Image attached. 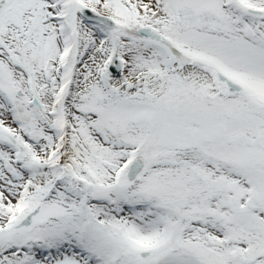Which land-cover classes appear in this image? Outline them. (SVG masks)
Segmentation results:
<instances>
[{
	"label": "snow or ice",
	"instance_id": "6c2138e0",
	"mask_svg": "<svg viewBox=\"0 0 264 264\" xmlns=\"http://www.w3.org/2000/svg\"><path fill=\"white\" fill-rule=\"evenodd\" d=\"M0 264H264V0H0Z\"/></svg>",
	"mask_w": 264,
	"mask_h": 264
}]
</instances>
